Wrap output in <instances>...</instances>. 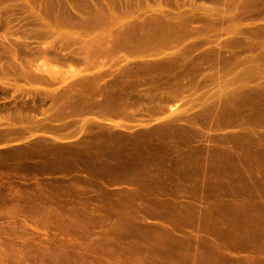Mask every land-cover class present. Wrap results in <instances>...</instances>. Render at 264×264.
<instances>
[{
    "label": "rangeland",
    "instance_id": "374dc122",
    "mask_svg": "<svg viewBox=\"0 0 264 264\" xmlns=\"http://www.w3.org/2000/svg\"><path fill=\"white\" fill-rule=\"evenodd\" d=\"M0 264H264V0H0Z\"/></svg>",
    "mask_w": 264,
    "mask_h": 264
}]
</instances>
